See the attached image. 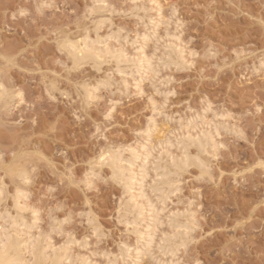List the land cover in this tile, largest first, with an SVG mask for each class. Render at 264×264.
Segmentation results:
<instances>
[{
    "label": "rangeland",
    "instance_id": "rangeland-1",
    "mask_svg": "<svg viewBox=\"0 0 264 264\" xmlns=\"http://www.w3.org/2000/svg\"><path fill=\"white\" fill-rule=\"evenodd\" d=\"M83 38L102 62L75 64ZM0 89V241L62 264H264V0H0ZM190 155L206 169L163 180Z\"/></svg>",
    "mask_w": 264,
    "mask_h": 264
},
{
    "label": "bare ground",
    "instance_id": "bare-ground-1",
    "mask_svg": "<svg viewBox=\"0 0 264 264\" xmlns=\"http://www.w3.org/2000/svg\"><path fill=\"white\" fill-rule=\"evenodd\" d=\"M97 9H98V7H97ZM101 10V9H100ZM103 10V9H102ZM88 34V33H87ZM145 35V34H144ZM143 35V36H144ZM146 37V36H145ZM78 38V37H77ZM86 38V37H85ZM70 39V38H69ZM94 40V39H93ZM67 42H69V41H67ZM90 42V43H89ZM92 43H94V42H92ZM91 43V41H89L88 39H82L80 42L79 41H77V43H74V42H69V44H67V43H64V47H66V50L68 51V55H70L71 57H73V59L72 60H74L75 62H77V63H75L76 65H80L81 63H82V61H85L86 60V62H88L89 60H98V62H99V60L101 61L102 59H104L103 57L105 56V53H104V51L101 49V48H99V47H93V44ZM136 43V42H135ZM66 45V46H65ZM101 47V46H100ZM106 52V51H105ZM113 54V53H112ZM109 55V54H108ZM114 55V54H113ZM168 59H169V57H168ZM116 60H117V57H116ZM103 61V60H102ZM101 61V62H102ZM115 61V60H114ZM120 61V57H119V59L117 60V63ZM123 61V60H122ZM79 62H81L80 64H78ZM85 63V62H84ZM120 63V62H119ZM96 64V63H95ZM75 65V66H76ZM138 69V68H137ZM140 69V68H139ZM140 71V70H139ZM3 85V84H2ZM2 88V87H1ZM4 88V87H3ZM90 93V92H89ZM9 94V93H8ZM90 95V94H89ZM88 95V96H89ZM7 96H11V95H7V93H6V91H5V89H3V90H1L0 89V100H2V101H4L3 99H5ZM91 97V96H90ZM8 99L10 98V97H7ZM7 100V99H6ZM5 100V101H6ZM201 136V135H200ZM199 139H197V138H195L196 140H192V141H190V143H191V145L192 146H194V145H196L197 146V149H199V151H200V154H201V152L203 153H205V154H207L206 153V151H207V149H208V146L210 145V143H209V141L211 140H207L206 138H204V136H202V137H198ZM192 139V138H191ZM191 139H189V140H191ZM187 142V141H186ZM185 142V143H186ZM189 142V141H188ZM211 142H213V141H211ZM186 145H187V143H186ZM213 146H214V144H213ZM187 147L189 148L190 146L189 145H187ZM187 147H185V149H188ZM195 147V146H194ZM211 147H212V145H211ZM196 148V147H195ZM143 149V148H142ZM183 149V148H182ZM190 149V148H189ZM212 149V148H211ZM127 150H128V148H127ZM130 151V155H131V161L129 162V163H133V165H135V163H136V161H137V159H138V155L140 154H136L137 152L136 151H134V149L133 150H129ZM110 152V151H109ZM107 153L108 152H106V155H104L103 157H105V156H108L107 155ZM123 153V152H122ZM148 153V152H147ZM191 152H189L188 154H185V155H189ZM144 154H146L145 152H144ZM192 154V153H191ZM199 154V153H198ZM120 155V154H119ZM149 155V154H148ZM204 155V154H203ZM127 156V155H126ZM145 156V155H144ZM193 156V155H192ZM191 155H190V157L189 156H186V157H184L183 158V156L181 157L182 159L180 160L179 159V161H177L175 164H173V166H172V170H170V169H168L167 170V172L165 173V176L163 177V176H161V177H163V180L165 179V180H167L166 178H168V179H170L171 177H173V175L175 176H178V173H179V175L181 174L179 171H177V170H179V169H183V168H186L187 166H189V168H190V166L191 165H193V164H198L200 161V163H199V166H197V167H199V168H205V166H203V164L201 165V163H203L202 162V160L203 159H201V155H200V157H199V159H201L200 161H199V159L197 158V156H193L192 157ZM118 157V154H117V152H110L109 153V157H106L105 158V160H108V161H110L111 160V163L109 164L107 161H105V162H107V164H109V165H111V167H112V170H113V172H114V175L116 176V178H118L119 179V183L121 182V183H123V185H124V187L123 188H125V190H126V194H127V192H129V194H130V191L132 190V188H133V186H134V181H133V179L134 178H136L135 177V173H132V174H129L128 173V170H130L131 168H133V167H131L130 169H129V167L127 168V167H125L124 165L122 166V167H119V166H117L119 163V161H118V159H116ZM197 159H196V158ZM102 158V157H101ZM104 159V158H103ZM146 159V158H145ZM178 159V158H177ZM196 159V160H195ZM118 162H117V161ZM176 160V159H175ZM198 160V161H197ZM100 161V160H99ZM142 161H144V160H142ZM197 161V162H196ZM204 161V160H203ZM102 162H103V160H102ZM102 162H100V164L102 165L103 163ZM146 162V161H145ZM118 163V164H117ZM126 163V162H125ZM131 163V164H132ZM173 163V162H172ZM124 164V163H123ZM126 164H128V163H126ZM137 164V163H136ZM167 164V163H166ZM169 164V163H168ZM108 165V166H109ZM138 165V164H137ZM171 165V164H170ZM128 166H129V164H128ZM125 168H127L128 170H127V173L128 174H126L124 171H123V169H125ZM167 168H170V166H168ZM163 170H164V168H162ZM206 169V168H205ZM162 170V171H163ZM187 169H185V171H186ZM132 171V170H131ZM130 171V172H131ZM158 171V170H157ZM165 171V170H164ZM176 171L178 172L177 174H175L176 173ZM181 171V170H180ZM183 171V170H182ZM207 171V170H206ZM142 172V171H141ZM22 174V173H21ZM126 175H129V177L127 178L126 177ZM147 175V174H146ZM146 175H145V172H143V174L141 175L142 176V180L141 181H139V184H140V186H138V187H141V189H142V187H143V181L145 180V178H146ZM162 175H164V174H162ZM115 176H113V177H115ZM175 176V177H176ZM115 178V179H116ZM137 178H139V177H137ZM141 178V177H140ZM176 178H179V177H176ZM160 179V178H159ZM26 180V179H25ZM138 180V179H137ZM174 180V177H173V179H172V183H176V182H174L173 181ZM178 180V179H177ZM176 180V181H177ZM118 181V180H117ZM160 181H161V179H160ZM170 180H168V182H169ZM137 183H138V181H137ZM136 183V184H137ZM165 183H166V181H165ZM164 183V181L162 182V184H165ZM171 183V184H172ZM155 184V183H154ZM167 185H168V183H167ZM155 186V185H154ZM170 186V185H169ZM135 187V186H134ZM137 187V186H136ZM138 189V188H137ZM140 191V190H139ZM156 191V190H155ZM160 191H162V190H160ZM133 192H131V194H132ZM157 193H158V191H157ZM163 193V192H162ZM1 195V194H0ZM17 195V194H16ZM144 195V194H143ZM131 196V195H130ZM16 197V196H15ZM144 197V196H143ZM20 198H21V196H20ZM17 199H18V197H17ZM129 199V198H128ZM130 201V200H129ZM129 201H127V204H128V202ZM14 202H17V201H14ZM126 202V201H125ZM130 203V202H129ZM132 203V202H131ZM151 203V202H150ZM124 205L126 206V203H124ZM128 206V205H127ZM130 206V205H129ZM138 207V205H133L132 204V207ZM16 207H17V205H16ZM131 207V208H132ZM154 207V206H153ZM18 208H19V206H18ZM17 208V209H18ZM127 208V207H126ZM140 208V207H139ZM138 209V208H137ZM21 210V209H20ZM128 210H130L129 208H128ZM143 210V209H142ZM153 210V209H152ZM151 210V211H152ZM155 210V209H154ZM18 211H19V209H18ZM129 212V211H128ZM138 212H139V210H138ZM137 212V213H138ZM141 213H142V211H140ZM152 213V212H151ZM137 217H138V215H140V213H138V215L137 214H135ZM135 217V216H134ZM136 218V217H135ZM14 220V219H13ZM19 220V219H18ZM133 222V221H132ZM132 222H129V223H132ZM137 222V220L135 221V223ZM134 223V222H133ZM134 223V224H135ZM138 224V223H137ZM12 227V226H11ZM11 229V228H10ZM138 229V228H137ZM136 229V230H137ZM14 231H17V230H14ZM7 232V231H6ZM20 232H22V231H20ZM20 232H18V235H19V233ZM140 232V231H139ZM15 233V232H14ZM185 233V232H184ZM187 233V232H186ZM2 235V234H1ZM17 235V233L15 234V235H13V233L12 234H10V235H5L2 239H1V241H0V264H18V263H20V261L22 262V260H24V259H26L25 257H27L26 256V254H29V256H31L35 261L34 262H38V264H41V263H43L44 264V262L46 263V264H62L61 263V261H60V259L61 258H59V257H57V256H55V257H50V256H48V255H46V253L44 252V246H41V247H43L42 249H40V247L39 246H37V245H34V246H32L33 244H31V243H28L27 242V240L25 241V240H22V239H20V237ZM27 237V236H26ZM30 237V236H29ZM171 237H173V235H171ZM170 237V238H171ZM177 237V236H176ZM178 237H179V235H178ZM150 238H152V237H150ZM169 238V239H170ZM174 239H175V237H173ZM173 238H171V239H173ZM170 239V240H171ZM180 239L182 240V237H180ZM170 240H168V241H170ZM175 240H177V239H175ZM181 240H179V241H181ZM172 242L174 241V240H171ZM152 242V241H151ZM165 242V241H164ZM167 242V241H166ZM176 242V241H175ZM167 243H171V242H167ZM172 244V243H171ZM39 245H41V244H39ZM49 254V253H48ZM53 256V255H52ZM62 256V255H61ZM60 256V257H61ZM28 258V257H27ZM25 262V261H24ZM40 262V263H39ZM37 264V263H36Z\"/></svg>",
    "mask_w": 264,
    "mask_h": 264
}]
</instances>
